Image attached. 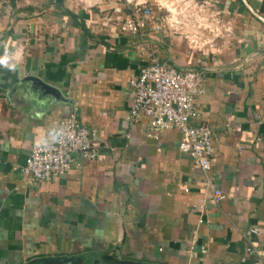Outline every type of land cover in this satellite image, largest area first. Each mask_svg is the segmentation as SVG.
Returning a JSON list of instances; mask_svg holds the SVG:
<instances>
[{
	"label": "crops",
	"instance_id": "0c3cea01",
	"mask_svg": "<svg viewBox=\"0 0 264 264\" xmlns=\"http://www.w3.org/2000/svg\"><path fill=\"white\" fill-rule=\"evenodd\" d=\"M137 1L154 17L133 34L122 26L144 20ZM188 1L231 32L202 46L156 31L179 0H0V264H264L246 251L264 248V0ZM146 50L202 73L191 123L214 133L211 186L179 131L152 140L145 116L129 120ZM74 111L97 131L99 158L74 155L58 181L25 177L32 147Z\"/></svg>",
	"mask_w": 264,
	"mask_h": 264
},
{
	"label": "built area",
	"instance_id": "2783aa9c",
	"mask_svg": "<svg viewBox=\"0 0 264 264\" xmlns=\"http://www.w3.org/2000/svg\"><path fill=\"white\" fill-rule=\"evenodd\" d=\"M178 4L172 2L166 6L167 14L159 25L154 26L156 31L166 26L194 44L202 43V46L214 44L216 39L231 32V29L224 28L219 14L210 13L212 5H200L188 0H179ZM135 6L138 10L141 8L144 20L130 18L122 30L140 34L146 29L147 22L153 19V10L148 3L137 1ZM210 23L213 36L209 32ZM206 35L211 38L206 39ZM143 56L140 74L130 81L135 97L129 120L138 122L140 117L145 116L148 119L146 135L152 140H159L166 131H179L180 151L187 154L207 178L211 171L214 133L205 123L198 126L191 123L200 117L197 101L206 93L202 73L195 69L178 70L163 63L153 50H146ZM100 146L97 131L83 125L74 111L59 122L52 142L32 147L22 173L34 181H58L72 170L74 155L84 161H95L99 158ZM207 183L211 186L208 178ZM225 198L222 190L213 191L216 203ZM251 232L257 234L258 230ZM246 251L256 257L258 262L264 261L263 247L249 246Z\"/></svg>",
	"mask_w": 264,
	"mask_h": 264
},
{
	"label": "water",
	"instance_id": "95a60500",
	"mask_svg": "<svg viewBox=\"0 0 264 264\" xmlns=\"http://www.w3.org/2000/svg\"><path fill=\"white\" fill-rule=\"evenodd\" d=\"M41 85L45 88L47 92L50 91V87H48L44 83H41ZM28 264H84V261L82 258L79 257H59L34 260Z\"/></svg>",
	"mask_w": 264,
	"mask_h": 264
},
{
	"label": "rangeland",
	"instance_id": "374dc122",
	"mask_svg": "<svg viewBox=\"0 0 264 264\" xmlns=\"http://www.w3.org/2000/svg\"><path fill=\"white\" fill-rule=\"evenodd\" d=\"M210 13H211V14H218V12L215 11V10H213V9H211ZM262 17H263V19H264V13H263V16H262ZM211 30H213V27H212V25H211V23H210V29H209V32H210ZM210 35L213 36L211 32H210Z\"/></svg>",
	"mask_w": 264,
	"mask_h": 264
}]
</instances>
